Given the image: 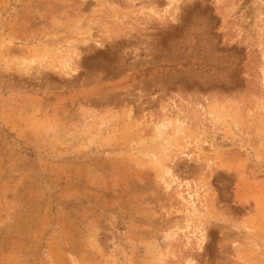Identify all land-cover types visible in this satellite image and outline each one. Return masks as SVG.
Wrapping results in <instances>:
<instances>
[{"label":"rangeland","instance_id":"374dc122","mask_svg":"<svg viewBox=\"0 0 264 264\" xmlns=\"http://www.w3.org/2000/svg\"><path fill=\"white\" fill-rule=\"evenodd\" d=\"M0 264H264V0H0Z\"/></svg>","mask_w":264,"mask_h":264},{"label":"bare ground","instance_id":"6f19581e","mask_svg":"<svg viewBox=\"0 0 264 264\" xmlns=\"http://www.w3.org/2000/svg\"><path fill=\"white\" fill-rule=\"evenodd\" d=\"M175 1V0H174Z\"/></svg>","mask_w":264,"mask_h":264}]
</instances>
